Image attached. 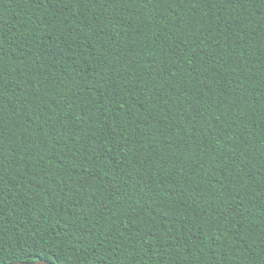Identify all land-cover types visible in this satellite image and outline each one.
I'll use <instances>...</instances> for the list:
<instances>
[{
    "label": "trees",
    "instance_id": "trees-1",
    "mask_svg": "<svg viewBox=\"0 0 264 264\" xmlns=\"http://www.w3.org/2000/svg\"><path fill=\"white\" fill-rule=\"evenodd\" d=\"M264 264V0H0V264Z\"/></svg>",
    "mask_w": 264,
    "mask_h": 264
},
{
    "label": "water",
    "instance_id": "water-1",
    "mask_svg": "<svg viewBox=\"0 0 264 264\" xmlns=\"http://www.w3.org/2000/svg\"><path fill=\"white\" fill-rule=\"evenodd\" d=\"M10 264H54V263H50L49 261L46 260H36V261H17Z\"/></svg>",
    "mask_w": 264,
    "mask_h": 264
}]
</instances>
